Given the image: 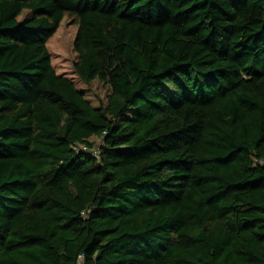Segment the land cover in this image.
Wrapping results in <instances>:
<instances>
[{
    "label": "trees",
    "instance_id": "trees-1",
    "mask_svg": "<svg viewBox=\"0 0 264 264\" xmlns=\"http://www.w3.org/2000/svg\"><path fill=\"white\" fill-rule=\"evenodd\" d=\"M0 264H264V0H0Z\"/></svg>",
    "mask_w": 264,
    "mask_h": 264
},
{
    "label": "rangeland",
    "instance_id": "rangeland-1",
    "mask_svg": "<svg viewBox=\"0 0 264 264\" xmlns=\"http://www.w3.org/2000/svg\"><path fill=\"white\" fill-rule=\"evenodd\" d=\"M26 11H23L19 18L24 17ZM77 30L76 24L69 17H64L55 32L48 39L46 43L47 51L50 55L51 65L55 72L59 75L67 77L79 89H83L85 97L91 102L93 106H98L105 100L106 88L97 79L92 80L89 84H85L74 73L73 62L76 54L73 50V39ZM91 141L95 146L101 142L100 138L91 137Z\"/></svg>",
    "mask_w": 264,
    "mask_h": 264
},
{
    "label": "built area",
    "instance_id": "built-area-1",
    "mask_svg": "<svg viewBox=\"0 0 264 264\" xmlns=\"http://www.w3.org/2000/svg\"><path fill=\"white\" fill-rule=\"evenodd\" d=\"M81 147H82L83 150L89 152L90 154H92L94 156L97 155L96 148L95 149H94V147H92V148H86V146H81Z\"/></svg>",
    "mask_w": 264,
    "mask_h": 264
}]
</instances>
